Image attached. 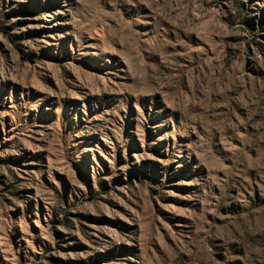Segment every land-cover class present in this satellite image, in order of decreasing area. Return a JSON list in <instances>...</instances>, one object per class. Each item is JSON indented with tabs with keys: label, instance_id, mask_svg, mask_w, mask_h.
<instances>
[{
	"label": "rangeland",
	"instance_id": "1",
	"mask_svg": "<svg viewBox=\"0 0 264 264\" xmlns=\"http://www.w3.org/2000/svg\"><path fill=\"white\" fill-rule=\"evenodd\" d=\"M0 264H264V0H0Z\"/></svg>",
	"mask_w": 264,
	"mask_h": 264
}]
</instances>
